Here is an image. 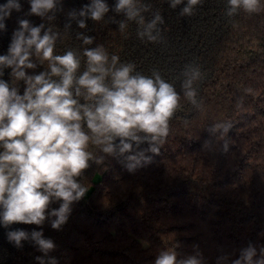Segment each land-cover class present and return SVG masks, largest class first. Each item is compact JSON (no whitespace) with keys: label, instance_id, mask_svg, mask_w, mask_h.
<instances>
[{"label":"trees","instance_id":"trees-1","mask_svg":"<svg viewBox=\"0 0 264 264\" xmlns=\"http://www.w3.org/2000/svg\"><path fill=\"white\" fill-rule=\"evenodd\" d=\"M90 2L61 0V10L49 22L28 15L29 0H20L22 11H13L5 21L7 30L0 32V55L7 53L18 20L28 19L62 33L58 54L79 47L76 34L82 33L94 37L86 47L103 45L148 76L159 70L178 92L176 76L186 64H199L205 72L197 85L201 107L194 108L180 92L181 108L170 120L160 153H146L152 163L134 173L126 170L122 157H107L101 165L90 162L79 178L88 191L72 205L61 230L49 220L42 226L0 225V264H38L35 257L43 255L29 241L22 248L10 243L6 233L15 229L42 230L56 245L49 255L58 264H154L164 250H174L178 259L198 252L205 264H217L225 254L238 258L249 244L259 255L264 247V7L229 20L226 0H203L191 17L179 15L183 5L173 10L168 0H142L165 21L163 41L152 43L138 38L134 22L121 32L109 19H124L112 11L116 0H105L110 8L105 20L87 19L85 29L71 21L65 33L67 14ZM45 67L28 72L38 74ZM10 71L2 77L9 83ZM23 87L20 82L21 94ZM220 122L232 124L229 151H206L204 142L215 140L207 129ZM59 204H51L49 211Z\"/></svg>","mask_w":264,"mask_h":264},{"label":"clouds","instance_id":"clouds-1","mask_svg":"<svg viewBox=\"0 0 264 264\" xmlns=\"http://www.w3.org/2000/svg\"><path fill=\"white\" fill-rule=\"evenodd\" d=\"M28 15L51 22L61 10V0H29ZM203 0H168L173 10L178 6L181 17H191ZM262 0H226L224 15L229 20L241 11L259 13ZM13 11H22L20 0H7L0 5V32L6 31L5 21ZM110 11L105 0H91L79 11L72 10L65 25L71 21L80 29L86 20H105ZM124 19H109L125 32L130 22L137 25L142 41L161 43L164 18L159 10L142 0H116L112 8ZM62 33L45 24L34 26L28 19H19L11 36L7 53L0 55V225L42 226L46 220L61 230L72 212V205L85 197L88 187L81 183L90 162L104 163L107 157L123 158L130 173L152 163L170 131V120L181 108V99L200 108L197 85L205 72L196 63L186 64L174 82H167L159 70L151 75L136 71L131 62H121L103 45L86 47L94 37L76 34L82 41L77 48L58 54L57 43ZM38 65L45 69L29 74ZM10 69L11 83L3 79ZM23 82V93L20 91ZM230 122H220L207 129L215 140H206V151L228 152L231 144ZM147 144V148L141 145ZM60 202L49 211L50 205ZM7 239L17 248L29 241L42 253L35 257L38 264H58L49 255L56 248L43 231L23 229L7 231ZM154 264H205L200 253L179 258L174 250H164ZM217 264H264V247L252 244L240 249L239 257L217 258Z\"/></svg>","mask_w":264,"mask_h":264}]
</instances>
